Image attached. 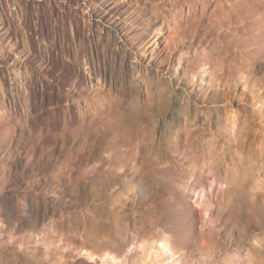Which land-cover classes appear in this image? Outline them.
<instances>
[{"label": "rangeland", "instance_id": "374dc122", "mask_svg": "<svg viewBox=\"0 0 264 264\" xmlns=\"http://www.w3.org/2000/svg\"><path fill=\"white\" fill-rule=\"evenodd\" d=\"M0 9V264L264 259V164L246 173L249 158L264 159V0H5ZM135 58L141 78L126 71ZM84 63L96 69L92 82L79 77ZM69 64L77 73L68 87ZM42 78L68 95L65 110L106 117L108 99L112 135L134 108L142 128L158 126L166 162L197 167L201 186L183 172L175 184L163 173L97 184L101 150L65 139L77 130L33 97ZM254 172L252 205L243 182Z\"/></svg>", "mask_w": 264, "mask_h": 264}, {"label": "bare ground", "instance_id": "6f19581e", "mask_svg": "<svg viewBox=\"0 0 264 264\" xmlns=\"http://www.w3.org/2000/svg\"><path fill=\"white\" fill-rule=\"evenodd\" d=\"M0 1L2 3V6H4L5 0H0ZM0 12H1V9H0ZM25 14H26L25 15L26 27L29 33L37 32L35 28L38 27L39 24H36L35 28L31 24V21L34 17L33 9H31V7L26 6ZM38 20H39V23H42L46 19L45 17L38 16ZM171 30H173V28H171ZM52 35L55 40V43H57L58 36L56 32L55 33L53 32ZM18 36L19 34L16 35L17 43L20 42ZM156 39L157 38L155 37V40ZM67 40L68 39H66V44H68ZM30 41L33 47L32 49L35 51V53L39 52L36 46V39L33 37V35H30ZM156 42L157 40L155 41V44ZM55 57H57V55H55V53L52 52L51 59L53 62L56 61V60L54 61ZM137 58H135V63L126 64V61H125L126 71L128 74H130L131 76L135 78H138V77L141 78L143 76V66H142L143 64L141 63L140 59H137ZM2 64L3 63L0 62V73L3 75V77L4 76L7 77L8 74L6 72L4 65ZM83 69H84L83 74L81 71L79 72L80 79H82L83 81L92 82V78L96 72V69L94 68V66H92L89 63H84ZM76 73H77V69L75 65L72 66L69 64L68 74L64 76L65 80L63 79V85L69 87L70 85L69 81L72 80L73 76H75ZM12 75L13 74L9 72V76L12 77ZM159 76H160V73L155 72V75L152 76L154 78L153 80L157 79V77ZM56 89L59 90L60 95L48 92V91L55 92ZM82 92L75 90L74 93L75 95L79 96L80 93ZM32 94H33L34 99L37 102H40V104L43 106L44 109L47 108L46 106L47 103H49L51 106H55L54 115L57 117L59 123H63V122L65 123V128L69 129V132L71 130L72 131L77 130V132L67 134L65 136V139L76 142V141H79L85 138L86 144L83 145V148L85 147L84 149L86 150L87 149H90V150L100 149L101 150L100 153L103 154L102 161L96 167L97 172L95 173V175L96 176L101 175L102 178L101 179H99L100 177L98 178L99 180H97V184H102L106 181L112 180L114 179L115 175H116L115 177H118L119 179H124L130 173H132L134 176L142 175L144 173H147V174L148 173L149 174L163 173V174H167L168 176H171L173 180V182L171 183L175 184V182H177V179H175L176 176L183 172V174H188L191 178L195 177V181H194L195 184L199 187L201 186L202 178L201 176L197 177V167L193 166V167L185 168L184 165H182L181 163L179 165L173 161H170L169 158H168L169 161L166 162L165 159L167 156L162 154L163 152L162 147L166 142L163 140H160L159 138L157 139L155 137L156 133H158V136H161V133H159V130L157 128L158 126H156V128H153V129L142 128V125L140 124V122L137 120L135 116L136 110L134 108H132L130 111L132 115L131 119L123 120L119 122L118 129L122 130L120 134L112 135V130H109L108 123L105 121L109 120V113L111 112V110L115 108V106H113L108 101V99H105V106L103 107V109L107 110L105 112L106 117H104L102 113L98 110H94L93 112H90V109L87 108V111H84V112H82L80 109L76 111V106L74 104L70 105L66 110L63 109L61 104L63 102L69 101L68 95L66 96L65 92L61 91L58 86H54L52 84L46 83V81L43 78L33 83ZM47 114H51L49 110L47 111ZM97 122H101L102 124L98 125L96 129H92L91 126H93ZM86 128L88 130L83 131ZM174 130H176L175 131V136H176L178 133L177 128L174 127ZM167 133H168V129L162 131V135L164 136ZM105 135H109L108 140L104 138ZM165 138L169 140L170 143H174L175 141L173 138L168 137V136L164 137V139ZM75 148L76 150L81 149L78 147H75ZM106 153L108 154V156L104 155ZM155 155H157V158L151 161V159ZM163 158H164V161H163ZM202 159L203 158H201V160ZM249 161H250V166L246 169V173L252 172V170L259 171V168H260L259 165L261 163L264 164V159L261 160V158L254 159L253 157H251L249 158ZM201 169H204V168L200 167V171L202 172ZM121 171H123V174H121ZM204 171L207 172V169H204ZM251 174H253V176L251 178H247V180L243 182V186H244V190H249L247 193L249 202L252 205H255V199L259 197L258 194L255 192V190L258 189L257 187L258 185L257 177L258 176L255 174V172L250 173V175ZM91 178H93V176ZM115 182L116 181H114V185H116ZM86 264H89V263H86ZM254 264H264V259L255 261Z\"/></svg>", "mask_w": 264, "mask_h": 264}]
</instances>
